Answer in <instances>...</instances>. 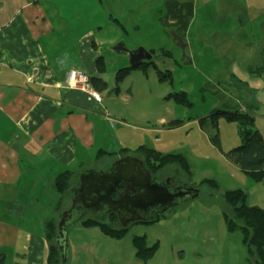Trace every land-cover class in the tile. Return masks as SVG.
<instances>
[{
	"label": "rangeland",
	"instance_id": "rangeland-1",
	"mask_svg": "<svg viewBox=\"0 0 264 264\" xmlns=\"http://www.w3.org/2000/svg\"><path fill=\"white\" fill-rule=\"evenodd\" d=\"M163 1L87 0V10L80 20L84 21L86 29L94 30L101 39L112 40L101 48L105 71L96 75L110 85V90L103 92L101 97L104 112L108 111L117 122L115 126L106 123V133L115 138L114 133L123 129L130 136L125 144L131 145L133 151L145 145L166 154L186 155L191 165V178L174 167L163 171L164 176H174L178 183L193 184L200 193L197 197L189 196L180 201L157 222L130 223L127 233L120 238L103 234L97 226L81 225L85 218H98L96 212L76 215L67 227L68 252L64 264H241L251 258L242 245L241 234L227 231L224 214L231 211L223 194L242 189L249 193V205L264 209V183L247 178L213 143L212 138L218 131L223 152L240 146L235 123L226 122L221 117L217 130H214L210 122L201 127L199 120L217 109L237 110L238 106L233 107L228 100L231 97L236 100L240 95V100L247 103L250 93L246 87H240L239 81L246 85L250 82L252 73L247 67L257 64L253 61L256 56L252 51L254 46L264 45V38L259 41L250 35L254 34V26L249 32L232 28L228 29L230 34L227 36L211 38L206 35L205 24L209 20L215 25L224 15L216 17L207 13L205 8H199L195 24L188 32L189 45H178L171 29L162 24L166 12ZM216 7L227 8L223 4ZM234 16L247 18L243 13ZM115 18L122 23L126 21L127 29L122 28L120 22L116 25ZM108 20L111 27H107ZM245 22L246 19L244 25ZM249 42L255 44L247 46ZM119 46L124 50L120 48L123 51H118ZM141 47L154 51L150 60L152 65L147 69H132L120 83V92L116 93L117 72L130 67L125 50L134 51ZM241 69L245 74L239 71ZM159 71L163 74L160 75ZM168 71L171 75L162 81L160 76ZM251 84L254 88L257 86L256 82ZM180 92L187 93L192 103L190 107L167 99ZM128 95L129 101H123ZM174 120L182 121L183 125L169 129L168 123ZM259 124L263 122L259 121ZM129 156L138 155L131 153ZM118 161L121 158L97 163L95 168L110 169ZM81 177L82 174L74 181L75 187L80 184ZM205 180H215L218 188L202 186ZM68 198L70 206L76 200L74 187ZM62 217L57 220L58 224ZM136 237H145L148 248L158 245L146 260L137 255Z\"/></svg>",
	"mask_w": 264,
	"mask_h": 264
},
{
	"label": "crops",
	"instance_id": "crops-1",
	"mask_svg": "<svg viewBox=\"0 0 264 264\" xmlns=\"http://www.w3.org/2000/svg\"><path fill=\"white\" fill-rule=\"evenodd\" d=\"M163 4L162 24L171 29L178 45H189L188 32L199 8L216 17L224 15L215 25L209 20L205 24L211 38L227 36L232 28L249 32L253 26L250 35L259 41L264 38V0H164ZM218 4L227 8H217ZM86 10L87 0H0V264H48L46 223L57 222L69 205L68 195L59 197L55 178L73 172L75 190L80 184L75 187L74 181L81 174L109 170L95 168L97 163L122 159L124 149L133 152L125 144L130 138L126 131L118 129L115 138L106 133V123L117 122L104 112L103 97L95 100L69 83L72 70L97 78L101 48L112 41L83 26ZM240 13L247 18L234 16ZM114 20L127 29L126 21ZM106 23L111 27L110 20ZM252 52L257 64L247 69L253 67L255 72L247 85L244 81L240 85L250 97L247 103L240 95L236 100L264 123V45L254 46ZM243 69L239 71L245 74ZM129 99L128 95L123 101ZM258 128L264 133L263 125ZM241 264L256 262L251 257Z\"/></svg>",
	"mask_w": 264,
	"mask_h": 264
},
{
	"label": "trees",
	"instance_id": "trees-1",
	"mask_svg": "<svg viewBox=\"0 0 264 264\" xmlns=\"http://www.w3.org/2000/svg\"><path fill=\"white\" fill-rule=\"evenodd\" d=\"M117 22V21H116ZM153 53L154 51H150ZM104 59L99 58L97 61V68L100 73L105 71ZM152 63L148 62L143 64L140 68L147 69ZM132 68L120 69L116 75V88L114 91L120 92V83L130 74ZM250 73L254 74L255 69L250 68ZM159 74L162 75L159 71ZM159 75V76H160ZM168 74L160 76L163 81L165 76ZM92 85L96 90L100 92H106L109 85L106 81L100 78H91ZM240 85L243 82L239 81ZM233 97L228 100L232 103V106L238 109L232 111L231 108L227 109H217L209 116L199 120V124L203 127L207 122H210L213 129L217 130L218 122L221 117L225 118L226 122H233L237 126V133L240 139V146L228 151L223 152L221 147V141L219 139L218 131L217 134L212 138L214 145L223 153V156L235 165L238 170L245 174L247 178H250L255 183L264 182V133L258 128L260 126L259 121L255 116L247 112L245 106H240ZM167 99H173L177 104L190 107L192 103L190 102L187 93L180 92L168 96ZM183 125L180 120H174L168 123L169 129H176ZM261 125H264L261 124ZM124 157L131 154V151L124 149L121 151ZM138 155L147 166L148 170L157 175L170 167H174L176 171H183L185 174L192 177L191 165L187 156L182 153H162L156 149L150 148L148 146L142 145L132 152ZM99 154L103 156L114 155L111 153L100 152ZM74 177V173L71 171H66L58 175L55 180V188L59 195L66 197L70 192L72 185L71 180ZM177 179V178H176ZM182 184V183H180ZM184 184V183H183ZM187 186L198 188L193 184L186 183ZM206 184L214 189L218 188V184L215 180H205L202 182V186ZM249 193L242 189L225 191L223 194V199L225 203L229 206L231 213L226 212L224 214V221L228 232L235 233L239 232L241 234L242 245L247 249L250 257L255 259L256 264H264V209L258 206H251L248 202ZM91 212V211H89ZM86 212V213H89ZM94 212V211H92ZM85 213V214H86ZM164 214L158 215L153 219L142 221L144 223H154L164 217ZM81 225L83 227L97 226L100 231L111 237L120 238L124 236L129 226H121L119 224L116 214H111L107 220H101L99 218L93 219H83L81 220ZM58 223L55 220H50L46 223V238L49 242L48 251V264H64L62 252L59 246L56 244V234H57ZM134 245L137 250V255L141 259H148L154 251L158 248V245L151 246L148 248L147 239L145 237H136L134 239ZM66 253V252H64Z\"/></svg>",
	"mask_w": 264,
	"mask_h": 264
},
{
	"label": "water",
	"instance_id": "water-1",
	"mask_svg": "<svg viewBox=\"0 0 264 264\" xmlns=\"http://www.w3.org/2000/svg\"><path fill=\"white\" fill-rule=\"evenodd\" d=\"M120 48L124 50L123 46H119L116 49L123 51ZM125 51L128 54L130 68L132 69H139L143 64L150 62L153 57L152 53L143 47L134 51H129L128 49ZM134 161L139 168L138 170L131 168L129 166L130 164H127L129 163L128 159H125L118 161L105 172L91 170L83 174L80 180V187L74 190L76 192V200L73 202L74 205L72 208L79 202L80 205L82 203L81 206L84 204L83 207L85 209L99 212L104 209V205H109L113 211L119 213L122 219L121 222L126 227L127 223L124 217H122L124 210L158 208V214H164L179 204L181 198L185 196L192 198L199 195V190L191 186L189 187L187 184H185V187H181L180 192L177 193L176 191L170 190L171 188L167 187V185L165 186L164 184L152 181L151 174L145 168L143 162L140 160L139 162L136 159ZM128 180H132L129 187L130 193L122 194L120 191H124L125 187L121 183ZM70 213L71 210L64 212L62 222L58 227L59 233H63L62 229ZM131 221H134V219ZM59 233L57 238L59 237ZM60 251L62 250L60 249ZM63 252L62 256L65 258L66 253ZM65 260H63V263Z\"/></svg>",
	"mask_w": 264,
	"mask_h": 264
},
{
	"label": "flooded vegetation",
	"instance_id": "flooded-vegetation-1",
	"mask_svg": "<svg viewBox=\"0 0 264 264\" xmlns=\"http://www.w3.org/2000/svg\"><path fill=\"white\" fill-rule=\"evenodd\" d=\"M125 159H128L129 163H127V164L128 165L130 164L129 166L131 168H135L136 170H138L139 168H138V166H137V164H136V162L134 160L135 159L137 161L140 160V161L143 162L145 168L148 170V168L145 165L144 161L139 156H137V157L127 156V157H123L121 160L123 161ZM150 174H151L150 176H151V180L152 181L164 184L165 186L167 185V187L171 188L170 190L176 191L177 193L180 192V190H181L180 188L181 187H185L186 186L185 185L186 183L185 184L178 183V180L174 176H171V177L164 176V172L159 173L157 175H154L151 172H150ZM131 181L132 180H128V181H125V182L121 183L122 186L125 187L124 191H122V190L120 191L122 194L130 193L129 187L131 185ZM186 197H188V196H185L184 198H181L179 201L184 200V199L186 200ZM73 205L74 204L72 202L71 205L66 207V209L62 213V216H63L64 212H66L67 210H71V213L68 215V217L66 219V224L64 225V228L62 229L63 233H59L58 232L59 231L58 227H59L60 224H58V226H57V234H56L55 242L59 246V249L62 250L61 252H63V251L66 252V256L65 257H67V252H68V228H67L68 227V223H70L76 215H82L83 216L86 212L94 211V210L85 209L83 207L84 204H83V206H81L82 203L80 205L79 202L76 203V206L74 208H72ZM94 212H96V211H94ZM158 212H159L158 208H148V209H144V210H130V211H125L124 210L123 214H122V217H124V220L127 223V226H129L130 223L147 221V220L153 219L154 217H156L158 215H161V214H158ZM96 213L98 214V218L101 219V220H107L111 214H116V216L118 218V221H119V224L121 226H123V224H124V223L121 222L122 219L120 218L119 213L117 211H113L111 209V206H109V205H104V209L102 211H99V212H96ZM133 219H134V221H131ZM61 221H62V219H61ZM58 233H59V237L57 238Z\"/></svg>",
	"mask_w": 264,
	"mask_h": 264
},
{
	"label": "built area",
	"instance_id": "built-area-1",
	"mask_svg": "<svg viewBox=\"0 0 264 264\" xmlns=\"http://www.w3.org/2000/svg\"><path fill=\"white\" fill-rule=\"evenodd\" d=\"M69 83L70 86L89 94L93 99L98 101L102 100L101 94L94 89L90 77L86 73L72 70L69 75Z\"/></svg>",
	"mask_w": 264,
	"mask_h": 264
}]
</instances>
